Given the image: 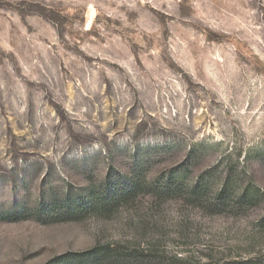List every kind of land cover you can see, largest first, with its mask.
I'll list each match as a JSON object with an SVG mask.
<instances>
[{
  "label": "rangeland",
  "instance_id": "rangeland-1",
  "mask_svg": "<svg viewBox=\"0 0 264 264\" xmlns=\"http://www.w3.org/2000/svg\"><path fill=\"white\" fill-rule=\"evenodd\" d=\"M105 250L264 264V0H0V264Z\"/></svg>",
  "mask_w": 264,
  "mask_h": 264
},
{
  "label": "trees",
  "instance_id": "trees-1",
  "mask_svg": "<svg viewBox=\"0 0 264 264\" xmlns=\"http://www.w3.org/2000/svg\"><path fill=\"white\" fill-rule=\"evenodd\" d=\"M140 186L137 184V182L133 181L131 184L126 185L120 189H109L110 191L104 195V196H97L96 201L97 203L106 205V203H114L119 201H125L128 199H131L137 195V193L140 191ZM83 204L82 202L77 203L74 207L69 209L68 213H70V216H75L80 214V212L83 210ZM99 254H101L100 257H102L101 260H99ZM108 250H105L104 252L98 253V251H95L90 254V259L86 261L83 264H101L102 261L106 258H108Z\"/></svg>",
  "mask_w": 264,
  "mask_h": 264
}]
</instances>
